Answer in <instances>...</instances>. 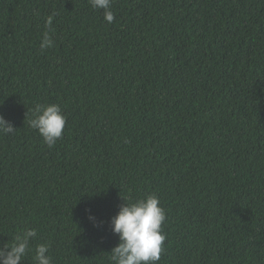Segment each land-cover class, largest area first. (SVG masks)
<instances>
[{"label":"trees","instance_id":"1","mask_svg":"<svg viewBox=\"0 0 264 264\" xmlns=\"http://www.w3.org/2000/svg\"><path fill=\"white\" fill-rule=\"evenodd\" d=\"M0 0V247L112 264L111 217L158 196V264H264V0ZM53 24L46 26L49 15ZM47 32L54 46L42 50ZM58 104L62 138L29 125ZM89 213L95 220L89 218Z\"/></svg>","mask_w":264,"mask_h":264},{"label":"clouds","instance_id":"2","mask_svg":"<svg viewBox=\"0 0 264 264\" xmlns=\"http://www.w3.org/2000/svg\"><path fill=\"white\" fill-rule=\"evenodd\" d=\"M94 9L102 10L107 23L115 19L111 10L112 0H90ZM55 14L49 15L46 26L53 24ZM54 46L49 34H43L40 47L42 50ZM66 124V116L58 104H36L29 120L31 128L38 131L44 142L52 147L62 138ZM13 124L3 114H0V135L14 133ZM89 218L95 217L89 213ZM166 219L164 208L160 205L158 196L148 194L133 202L124 203L119 211L111 217L112 232L119 237L118 244L111 250L112 264H158L166 239L162 232V224ZM37 230L27 228L17 234L12 243L0 247V264H20L30 249V240L35 238ZM49 246L41 243L35 247L36 264H53L47 254Z\"/></svg>","mask_w":264,"mask_h":264}]
</instances>
